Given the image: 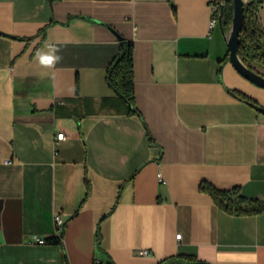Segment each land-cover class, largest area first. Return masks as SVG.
Returning a JSON list of instances; mask_svg holds the SVG:
<instances>
[{"label":"crops","instance_id":"crops-1","mask_svg":"<svg viewBox=\"0 0 264 264\" xmlns=\"http://www.w3.org/2000/svg\"><path fill=\"white\" fill-rule=\"evenodd\" d=\"M213 9L0 0V264H264V211L229 213L200 189L264 200V114L230 91L264 106V88L224 60ZM122 40L140 114L106 80Z\"/></svg>","mask_w":264,"mask_h":264},{"label":"trees","instance_id":"trees-1","mask_svg":"<svg viewBox=\"0 0 264 264\" xmlns=\"http://www.w3.org/2000/svg\"><path fill=\"white\" fill-rule=\"evenodd\" d=\"M216 4L220 25L223 30L230 28L233 12L234 0H213ZM245 26L242 28L239 39L238 55L242 61L251 67L253 70L258 71L252 64H260L264 67V28L262 26L258 3L256 0H245L243 3ZM229 58V51L224 58ZM222 61V60H221ZM221 68L219 66V77ZM106 80L108 85L121 96L127 106L128 113L140 114L135 104V86H134V61H133V43L130 41L122 40L120 43V50L118 55L109 63L107 68ZM234 95L247 101L253 105H260L245 93L238 90H230ZM149 134V133H148ZM149 140L152 137L149 134ZM87 183V194L89 192V183ZM200 189L209 193L214 202L225 209L229 213L234 214H256L264 211V200L253 199L243 195L238 188L232 189H219L211 183L202 181ZM62 233L46 238L49 243H62ZM97 241H99V233L97 234ZM179 258L187 261H197L194 256L180 255ZM113 264V262H110Z\"/></svg>","mask_w":264,"mask_h":264},{"label":"water","instance_id":"water-1","mask_svg":"<svg viewBox=\"0 0 264 264\" xmlns=\"http://www.w3.org/2000/svg\"><path fill=\"white\" fill-rule=\"evenodd\" d=\"M245 0H234V12L228 35L226 37L229 51V59L234 68L247 80L253 84L264 88V74L253 70L245 64L238 55L239 36L245 26V15L243 3ZM258 111L264 114V106L254 105Z\"/></svg>","mask_w":264,"mask_h":264},{"label":"built area","instance_id":"built-area-1","mask_svg":"<svg viewBox=\"0 0 264 264\" xmlns=\"http://www.w3.org/2000/svg\"><path fill=\"white\" fill-rule=\"evenodd\" d=\"M219 22H220V20H219L218 9H217L216 4H214L213 16H212L211 21H210V27L211 28L214 27L215 24H217ZM64 137H65V134L63 132L58 133L57 136H56V138L58 140L63 139ZM158 176L161 178V173H158ZM54 221H55V223L57 225V228H58V230L60 232L61 229H62V227H63V225H64V219H63L62 215L57 212L54 215ZM177 237L180 238V234H177ZM33 241L34 242H38V243H45L46 242V239H44V238H38L37 237V238H33ZM145 252L146 251H144V250L140 251V253H145Z\"/></svg>","mask_w":264,"mask_h":264},{"label":"clouds","instance_id":"clouds-1","mask_svg":"<svg viewBox=\"0 0 264 264\" xmlns=\"http://www.w3.org/2000/svg\"><path fill=\"white\" fill-rule=\"evenodd\" d=\"M60 59L61 57L59 56H45L41 58V63L45 67H54V65L59 62Z\"/></svg>","mask_w":264,"mask_h":264},{"label":"rangeland","instance_id":"rangeland-1","mask_svg":"<svg viewBox=\"0 0 264 264\" xmlns=\"http://www.w3.org/2000/svg\"><path fill=\"white\" fill-rule=\"evenodd\" d=\"M230 29V28H229ZM259 72L264 74V67L260 64L253 63L252 64Z\"/></svg>","mask_w":264,"mask_h":264}]
</instances>
